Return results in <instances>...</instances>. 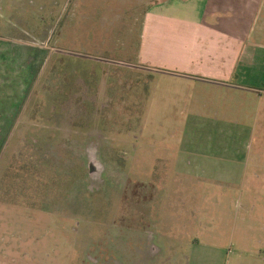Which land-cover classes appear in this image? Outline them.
<instances>
[{"label": "rangeland", "instance_id": "374dc122", "mask_svg": "<svg viewBox=\"0 0 264 264\" xmlns=\"http://www.w3.org/2000/svg\"><path fill=\"white\" fill-rule=\"evenodd\" d=\"M168 1L0 0V264H264V101L137 58ZM190 144L241 184H187Z\"/></svg>", "mask_w": 264, "mask_h": 264}, {"label": "crops", "instance_id": "0c3cea01", "mask_svg": "<svg viewBox=\"0 0 264 264\" xmlns=\"http://www.w3.org/2000/svg\"><path fill=\"white\" fill-rule=\"evenodd\" d=\"M164 4H171V10L159 11L155 8L159 3L146 10L137 58L143 62V57L152 55L147 48L152 42L168 41L178 50L165 55L172 67L189 69L196 62L198 75L192 78L231 89L240 101L247 95L248 100L255 97L258 104L263 103L264 0H169ZM242 160L241 148L236 146L190 144L179 148L173 165L186 170L187 184L190 178H204L233 185L242 182Z\"/></svg>", "mask_w": 264, "mask_h": 264}]
</instances>
